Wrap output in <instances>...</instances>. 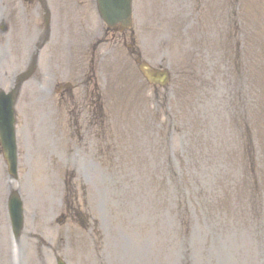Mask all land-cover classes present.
Returning <instances> with one entry per match:
<instances>
[{"label": "rangeland", "instance_id": "rangeland-1", "mask_svg": "<svg viewBox=\"0 0 264 264\" xmlns=\"http://www.w3.org/2000/svg\"><path fill=\"white\" fill-rule=\"evenodd\" d=\"M227 6L224 32L225 40L228 33L231 40L237 21ZM240 8L241 48L226 44L220 51V30L205 23L192 28L189 40L165 28L167 43H158L159 35L150 36L140 48L146 60L172 73L167 91L159 89V95L167 96L165 113L153 112L156 93L137 67L124 53L113 54L99 81L106 115L101 127L111 131L106 138L111 146L106 149L107 159L105 153L101 156L102 163L94 158L102 147L94 136L95 120L88 113L74 116L80 120V129L85 125L86 130L76 138L80 150L75 153L69 137L60 130L63 117L50 111L61 106L57 100H44L39 83L42 68L38 69L23 86L17 105L21 180L26 176L20 190L26 200L27 224L22 242L13 250L9 220L0 208V264H21L23 254L18 247L22 243L23 252L27 247L22 264H56L54 252L68 264H264V219L258 225L251 223L255 248L241 260L239 244L217 234L220 223L230 227L232 221L204 205L205 190L194 184L216 173L213 166L208 167L205 146L215 148L213 164L231 159L222 148L233 146V123L245 117L241 90L248 88L254 67L264 65L258 59V53L264 52V0H242ZM20 49L14 61L0 65L4 85L0 87L6 90L13 85V75L25 69L26 51ZM188 68L199 80L198 91L196 82L185 81ZM255 111L251 109L250 114L257 122ZM259 132L264 146V120ZM3 161L0 156V180L7 178ZM2 187L0 181V198L5 190L4 199L8 190ZM68 189L75 193L81 213L78 222L56 220L64 211ZM187 211L190 231H184L178 221ZM245 223L249 221L240 220ZM39 234L46 237V243L36 238ZM243 234L253 240L251 233Z\"/></svg>", "mask_w": 264, "mask_h": 264}]
</instances>
